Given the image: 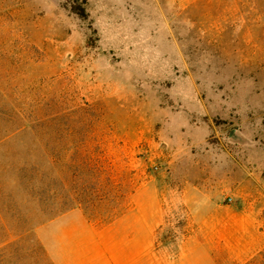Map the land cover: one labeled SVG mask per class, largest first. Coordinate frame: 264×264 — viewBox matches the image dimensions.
<instances>
[{
	"label": "rangeland",
	"instance_id": "374dc122",
	"mask_svg": "<svg viewBox=\"0 0 264 264\" xmlns=\"http://www.w3.org/2000/svg\"><path fill=\"white\" fill-rule=\"evenodd\" d=\"M70 206L143 264H264V0H0V264Z\"/></svg>",
	"mask_w": 264,
	"mask_h": 264
},
{
	"label": "crops",
	"instance_id": "0c3cea01",
	"mask_svg": "<svg viewBox=\"0 0 264 264\" xmlns=\"http://www.w3.org/2000/svg\"><path fill=\"white\" fill-rule=\"evenodd\" d=\"M56 229L46 248L54 264H143L145 256L144 221L112 219L106 225L90 222L80 209H70L48 223ZM42 240L45 242L44 231Z\"/></svg>",
	"mask_w": 264,
	"mask_h": 264
},
{
	"label": "trees",
	"instance_id": "16d2710c",
	"mask_svg": "<svg viewBox=\"0 0 264 264\" xmlns=\"http://www.w3.org/2000/svg\"><path fill=\"white\" fill-rule=\"evenodd\" d=\"M80 14H84V9L82 8L81 9V13ZM71 208H73V206H70V207H68V208H65V209H60V214L61 213H63V212H66L67 210H69V209H71ZM58 213H56V214H53L52 216H50V218H52V217H54V216H56Z\"/></svg>",
	"mask_w": 264,
	"mask_h": 264
}]
</instances>
